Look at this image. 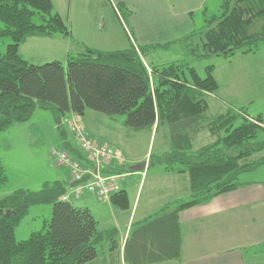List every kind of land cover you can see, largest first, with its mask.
<instances>
[{
	"label": "trees",
	"instance_id": "1",
	"mask_svg": "<svg viewBox=\"0 0 264 264\" xmlns=\"http://www.w3.org/2000/svg\"><path fill=\"white\" fill-rule=\"evenodd\" d=\"M55 35L68 37L70 29L53 11L51 0H0V38H10L5 51L0 52V133L28 121L37 109L51 111L63 140L66 131L61 120L69 112L80 122L87 110L108 116L123 114L126 127L146 129L150 134L166 127L169 150L149 158L148 166L160 164L172 169L179 164L177 171L189 178L190 198L175 201L172 209L166 205L143 221L126 244L125 256L133 263L178 257L179 212L248 184L241 182L239 175L264 165V138L258 139L264 133V112L250 117L244 109L226 105L222 112L212 114L210 97H216L219 90L214 65L204 67V76L191 65L193 59H229L264 46V0H221L219 15L207 19L198 32L174 40L186 58L159 65L146 64L142 53L166 49L174 41L131 44L112 51L84 46L80 52L68 54L65 62L52 60L38 65L21 55L20 45L28 37ZM72 119L65 123L78 148L64 140L65 153L85 172L74 181L71 168L56 163L69 172L67 184L46 180L37 191L18 188L0 198V264H85L97 257V245L102 242L107 241L111 249L116 247L115 229L100 230L87 207L68 200L70 194L86 192L103 198L85 189L78 194L72 191L77 184L93 182L96 168L100 176L117 179L130 168L120 164L101 169L113 157L96 166L70 129ZM201 131L207 133L204 140L208 136L210 140L196 148L194 137ZM7 181L0 160V186ZM114 185L105 198L126 209V191ZM39 203L51 205L47 227L16 240V226L28 208ZM249 250L264 251V242Z\"/></svg>",
	"mask_w": 264,
	"mask_h": 264
},
{
	"label": "rangeland",
	"instance_id": "2",
	"mask_svg": "<svg viewBox=\"0 0 264 264\" xmlns=\"http://www.w3.org/2000/svg\"><path fill=\"white\" fill-rule=\"evenodd\" d=\"M51 1L53 11L60 14L76 39L79 37L81 41L84 40L83 42L89 44L88 46L107 47V49L121 48L120 50H122L133 44L134 46L165 44L186 34L198 32L204 27L207 19L220 14L221 0ZM128 36L131 37L128 38ZM140 38L146 40V43H142ZM35 39L39 38H28L27 42L20 45L21 53L26 60L37 65L52 60L65 62V57H62L60 50L53 46L41 45V48L37 51L31 49L29 45L36 41ZM77 42L80 44L79 41ZM8 43H10L8 36L0 38L1 53L5 51ZM185 58L186 52L176 41L166 49L156 48L150 52L144 51L142 53L144 62L152 65ZM187 58L191 60L192 57ZM208 64L214 65V74L219 83L220 95L225 97L224 94H227L226 97L230 100L226 105H231L235 109L242 108L250 117H255L264 112L263 45H260L255 52L237 53L229 59L217 56L191 61V65L201 76H204V67ZM238 66L250 71L245 80L241 78L242 83L237 78L235 79ZM231 73L234 77L233 80ZM232 88L239 89L234 90V94H232L230 92ZM242 88L241 98L232 96L236 95ZM217 96H219V91ZM223 109H210V112L212 114L220 113ZM86 113L81 121L85 132L91 133L95 139L90 138L97 143L102 142V144L121 155V163L116 159H111L109 163L111 166L122 164L123 167L129 169L141 164L143 161H149V158L153 160L154 157L160 156L162 152L169 150L166 127L160 128L157 133L153 131L150 134L146 129L133 130L126 127L123 123L125 119L123 114L108 116L93 110H87ZM68 115L63 116L61 120L62 128L66 131L64 140L75 146L74 136L65 124ZM26 125L27 130H14L10 127L0 134L3 135L0 138V157L8 177V181L0 186V198L18 188L37 191L41 188L44 180L49 182L56 180L58 174L66 171V168H63L64 166L56 164L51 154V149L67 152L51 111L35 110ZM19 134L35 135L37 139L32 140L31 145L25 146L23 149L18 148L14 138ZM197 136L200 138L194 144L196 148L210 140L209 136L204 140L207 137L206 131L199 132ZM263 138L264 133L258 137L259 140ZM178 169L179 164H174L172 169H166L165 166L156 164L146 167L144 176L141 179L139 175L131 176V173L124 178H118L114 188L119 186L125 189L128 207L126 210H122L108 202L111 209H106L101 202L99 203L100 198L97 197L99 200L96 204L99 214L102 215V222H111L110 220L113 219L116 221V217L117 234H119V232H123L127 225L126 219L135 199L138 202V208L134 221L140 219L143 212L153 215L175 199L188 200L190 192L184 183L181 181L177 185L171 183V178L176 176ZM184 175L186 177V174ZM178 177H180L179 174ZM239 180L241 182H264V165L242 172L239 175ZM88 195L93 198L92 194ZM78 198L80 196L70 194L68 201L75 206H81V200ZM112 210L116 211L115 217L112 216ZM50 217V204L39 203L30 206L28 212L14 230L15 239L24 240L32 232L45 229ZM109 247V243L106 247L105 241L97 245L98 264H105L102 260L107 259V248L109 249ZM117 263L123 264L121 255Z\"/></svg>",
	"mask_w": 264,
	"mask_h": 264
},
{
	"label": "crops",
	"instance_id": "3",
	"mask_svg": "<svg viewBox=\"0 0 264 264\" xmlns=\"http://www.w3.org/2000/svg\"><path fill=\"white\" fill-rule=\"evenodd\" d=\"M130 37L131 36H128V38ZM28 38H39L35 39L36 41H33L29 45V47L34 51L40 49L41 45H46L49 47L53 46L59 49L62 57L65 58L70 53L72 54L80 52L84 46L106 51H112L113 49H121H107V47L101 48L88 46L89 44L83 42L84 40L81 41L79 37H77L76 39L71 29L70 36L68 37L55 35L52 37L33 36ZM26 40L23 43L27 42ZM77 41H79L80 44ZM140 41H142V43H146V40H143L142 38H140ZM21 55L24 57L22 53ZM249 73L250 71L248 69H242L240 66H238V69L235 74V79L237 78L242 83L241 78L245 80ZM232 77L233 76L231 73V78ZM233 79L234 77L232 78V80ZM236 89L239 88H232L230 92L234 94L233 91ZM218 91V97L211 96L209 105L210 109H223L226 107L228 101H230L229 98L226 97L227 94H224L225 97H222L220 95V89ZM242 92L243 88L239 90L236 95L232 96L235 98H241ZM67 114L69 115L65 122H67L70 118L72 119L74 116L71 112ZM85 114L87 113L85 112L84 115ZM84 115L80 118H83ZM27 122L28 121L14 124L11 127L14 128V130H27ZM86 134L89 138H94L91 133ZM0 136V138H2L3 135ZM194 138L197 140L200 137L196 135ZM36 139L37 137L35 135L28 136L24 134H19L16 138H14V142L17 144L18 148L23 149V147L31 145V141H35ZM76 147L78 148V146ZM32 153L34 152L32 151ZM33 155H35V153ZM116 160L121 163V155L119 159ZM105 166L108 167L111 165H109V163H104L100 167L101 169H103ZM146 167H149L148 161H146L144 169ZM144 169L136 171L129 169V172H124L120 174L119 178H124L131 173V176L139 175L141 179L144 176ZM178 174L180 177H178ZM184 174H186V177ZM57 179L63 180L67 184L69 180V172L67 171V169L61 174H58ZM180 181L184 183V185L190 192L189 178L187 173L176 172V176H173V178H171L172 185H177ZM247 183L248 184L241 186L236 190L219 194L208 203L195 205L188 209L180 211L178 214L180 230L179 256L176 258H167L165 260L151 262L143 261L139 263H133L132 261L128 260L125 256L126 244L130 242L129 240L136 233V231L139 230L141 223L145 221L148 217L152 216L150 214H147V212H143V214H141L140 216V219L134 221L138 208V202H136V199L133 201L132 206L130 208V213L127 216V225L125 226L123 232L121 231L119 232V234H117L118 225L116 222L117 218L115 217V210H112L111 213L112 216L115 217L116 221L113 219L110 220L111 222H102V215L99 214V210L96 204L98 203L97 200H99V197L97 198V196L92 194V198L88 195L90 193H83L79 195L80 198L78 199L81 200V206H85L90 210L93 217L96 219L97 226L100 230L115 229L116 231V247L113 249H111L110 247L109 249L107 248V259L104 258L102 260V262H104L105 264H118L117 262L120 258V255L122 257L123 264H264V251L249 250L250 248L255 247L264 242V185L262 184V182L254 181ZM115 189L124 188L116 186ZM107 200V198H100L99 203L101 202V204L106 209H109L110 206L108 202L110 201ZM178 200L175 199L168 205H171L172 203ZM172 208L173 206L171 205L170 209ZM105 243L107 247L108 242L105 241ZM117 254L119 255V257ZM98 260L99 259L97 255V257L93 261L85 264H98Z\"/></svg>",
	"mask_w": 264,
	"mask_h": 264
},
{
	"label": "built area",
	"instance_id": "4",
	"mask_svg": "<svg viewBox=\"0 0 264 264\" xmlns=\"http://www.w3.org/2000/svg\"><path fill=\"white\" fill-rule=\"evenodd\" d=\"M69 127L74 133L76 140H78V142L80 143L81 148L88 153L89 159L94 161L96 166L99 165L100 162L107 161L112 157H120L119 153L114 152L106 145H98L91 139L87 138L79 117L75 116L72 120H70ZM52 156L55 158L56 163L68 165L72 170L73 180L79 181L85 171L77 164L71 162L65 152L54 149L52 150ZM96 169L94 171L95 174L93 175V182L86 185L77 184L72 188V191L78 194L85 189L91 192H95L96 195L105 198L112 190L117 176L103 177L98 174ZM65 198V196L62 197V199Z\"/></svg>",
	"mask_w": 264,
	"mask_h": 264
},
{
	"label": "water",
	"instance_id": "5",
	"mask_svg": "<svg viewBox=\"0 0 264 264\" xmlns=\"http://www.w3.org/2000/svg\"><path fill=\"white\" fill-rule=\"evenodd\" d=\"M146 165V161H143L141 164L136 165L134 167H131L130 169L136 171V170H143Z\"/></svg>",
	"mask_w": 264,
	"mask_h": 264
}]
</instances>
